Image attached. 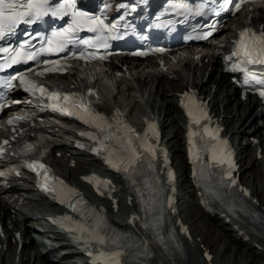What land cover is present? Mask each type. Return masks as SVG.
Listing matches in <instances>:
<instances>
[{"label":"bare ground","instance_id":"bare-ground-1","mask_svg":"<svg viewBox=\"0 0 264 264\" xmlns=\"http://www.w3.org/2000/svg\"><path fill=\"white\" fill-rule=\"evenodd\" d=\"M231 32L228 30L227 33ZM214 49L221 50L220 45H215ZM207 58L204 62L208 67H212V72L205 80V70L194 64L189 59H185L181 64L173 66L167 73L148 72L143 70L136 75L131 73V79L121 77L117 80L119 92L114 94V90L109 93L111 102L120 105L123 104L136 113L138 110L155 115L162 123L164 138L167 145L170 146L176 161V168L179 172L180 189L184 194L186 201L181 202L180 217L189 224L192 229L193 239L191 241L192 248L186 250L169 251L162 254L160 250H156L150 258L152 264H201L200 256L204 248L209 249L214 254V264H264V157L259 158L255 152L256 146L253 145L250 136H259L263 145L264 155V125H262V117L256 110L258 105L255 101L249 100L241 102L234 91L229 87L226 76L218 73V64L211 62V56L205 55L201 58ZM71 78L63 77L62 80L67 81ZM112 81V77H110ZM204 80V81H203ZM192 83L200 89V92L209 97V104L213 107V111L217 116H226L223 121L228 126V133L231 132L233 139L246 137L247 144L239 142V151L241 155L240 164L242 168V176L252 189L254 196L258 198L259 210L263 212L258 218L257 224L249 225L246 219H239L228 223L226 217L222 213L216 214L205 212L200 208L198 202V191L189 177V168L186 164L184 153L185 145V119L181 109L179 108L180 93L186 84ZM71 84V83H70ZM215 86V88H214ZM29 111H35L32 106H27ZM230 115V117H229ZM254 131L253 133H250ZM56 151L62 153H75L70 147L55 145ZM245 155V156H244ZM77 166L73 169H64V164L59 160L57 167L65 172V175L79 182V177L90 170L101 171L99 165L95 161H88V157L78 155ZM91 160V159H90ZM115 177V176H114ZM118 187L121 189L117 194L122 195L124 185L119 178H114ZM34 196L26 189L18 188L12 190H4L0 192V217L3 219L5 233L10 234L8 238L7 248L2 254L0 250V264H13L16 246L12 244L14 237L13 231L24 234V240L31 236L30 233L38 232L33 227L43 222L47 218V211L50 206L38 199L33 201L29 199ZM22 197V201L19 199ZM181 197H179L180 199ZM181 200V199H180ZM126 200L121 202V207L126 206ZM186 208V209H185ZM186 214L183 215V212ZM122 218H120L121 220ZM202 224L203 228H199ZM245 224L253 231L252 238L248 241L241 236L237 225ZM12 227V228H11ZM215 233L220 236L217 237ZM4 246L6 243L0 241ZM187 246L186 242H184ZM28 246L24 245L20 257V264H77L76 253L68 248H61L53 251V254L45 256L41 262L38 258L32 263V257L29 256ZM55 252L64 255L59 257ZM208 264V263H202Z\"/></svg>","mask_w":264,"mask_h":264},{"label":"snow or ice","instance_id":"snow-or-ice-1","mask_svg":"<svg viewBox=\"0 0 264 264\" xmlns=\"http://www.w3.org/2000/svg\"><path fill=\"white\" fill-rule=\"evenodd\" d=\"M50 8L48 7V0H0V39H3V37L7 34H10L19 24L21 23H33L36 20H39L41 17L48 15L50 12ZM62 9H57L56 11H53V15H58ZM84 13L79 12H73L72 16L75 17H84ZM83 23H88L91 25L99 26L101 30L103 28L107 27L103 24L102 20L99 19H92V18H86L84 22L80 20H75L73 22V27H70L68 29H65L64 32H58L53 33V37H59L60 39H56L54 41H49V44L52 45L55 43V51H62L64 50L65 46L72 42V34L74 31L79 29L83 26ZM91 31H96L97 29L95 27L90 29ZM241 42H240V53L243 54L246 61L248 63L252 64H261L264 65V34H261L257 36L255 33H253L252 38L245 42L244 38L248 36L247 32H242L241 34ZM84 43L89 44L92 47H96L95 44H93L91 41H84ZM100 46L106 47L107 45L104 43L103 40L100 41ZM240 53H237L239 55ZM16 56H19L20 53L17 52L15 54ZM35 54H31L28 58H32ZM79 59H95L96 57H85L80 56ZM100 59H104V57H100ZM15 58H13V63H15ZM53 63L59 64V61H55ZM53 71L59 70V69H52ZM42 75V73H41ZM253 79H256V77H253ZM262 84H264V80L260 81ZM25 83H30L29 81H25ZM33 87H36L33 85ZM39 91L41 93H44L46 90L43 88H40ZM93 94V93H90ZM260 95L264 97V91L260 92ZM49 96L52 99H58L60 94L58 93H49ZM70 99L69 96H64L63 100L68 101ZM55 106V105H54ZM73 107L80 108L84 113H86L89 117H91L92 120H101L103 121V117L98 116L97 114H94L90 112V110L85 107L82 104L73 103ZM63 110V109H62ZM72 114V113H69ZM191 115V113H189ZM83 119V117H81ZM86 123L89 122V120H85ZM95 127H100L99 124H95ZM103 131V129H101ZM129 131H132L129 129ZM95 139V137H92ZM7 143V141H5ZM129 143H131L129 141ZM149 151H154L153 149L149 148ZM2 149H0V153H2ZM215 158V157H214ZM223 160L218 161V163H223ZM29 168L33 171H36L37 169H44L47 171L45 165L41 163L40 161H33L31 165H29ZM127 171V169H124ZM39 174V173H38ZM107 183V182H103ZM234 183V181H233ZM76 210L75 208L73 209ZM84 232H87L88 230L86 228L81 229ZM98 242L100 244L104 243L103 238H98ZM116 264H119V261H116Z\"/></svg>","mask_w":264,"mask_h":264},{"label":"rangeland","instance_id":"rangeland-1","mask_svg":"<svg viewBox=\"0 0 264 264\" xmlns=\"http://www.w3.org/2000/svg\"><path fill=\"white\" fill-rule=\"evenodd\" d=\"M242 142V141H241ZM245 144H247V142L245 143ZM263 171H264V166H263ZM184 214H186V211H184L183 212V215ZM199 228H200V230H201V228H203V225L202 224H200L199 225ZM215 235L217 236V237H219L220 235L219 234H217V233H215ZM193 249V248H192ZM55 254L58 256V255H61V254H59V253H57V252H55Z\"/></svg>","mask_w":264,"mask_h":264}]
</instances>
